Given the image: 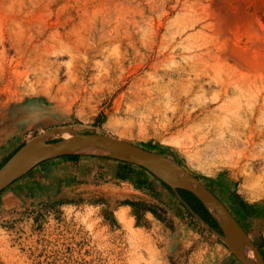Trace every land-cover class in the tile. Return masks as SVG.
Returning a JSON list of instances; mask_svg holds the SVG:
<instances>
[{
    "label": "rangeland",
    "instance_id": "374dc122",
    "mask_svg": "<svg viewBox=\"0 0 264 264\" xmlns=\"http://www.w3.org/2000/svg\"><path fill=\"white\" fill-rule=\"evenodd\" d=\"M1 1L0 165L71 130L131 141L197 176L264 258V58L251 69L231 52L264 35V0ZM31 38L22 54L10 46ZM18 57L24 75L8 83ZM52 161L0 191V264H243L185 191L143 166L115 177L94 162L57 181Z\"/></svg>",
    "mask_w": 264,
    "mask_h": 264
},
{
    "label": "water",
    "instance_id": "95a60500",
    "mask_svg": "<svg viewBox=\"0 0 264 264\" xmlns=\"http://www.w3.org/2000/svg\"><path fill=\"white\" fill-rule=\"evenodd\" d=\"M32 140H40L43 144L42 150L33 152L21 151L27 142L0 165V191L36 165L48 159L66 155H102L138 164L158 175L173 189L182 188L191 191L215 219L222 231L220 236L243 264H264V258L260 250L254 241L249 238L245 229L236 220L227 206L197 176L176 160L131 141L103 132L82 133L71 130L69 135L54 141L46 142L40 137L33 138ZM95 145L111 146L114 149L109 152H95L89 149L90 146ZM163 172H169L170 174L185 178L190 185L173 186L162 177ZM201 219L207 223L203 218ZM235 237L245 240L248 252H251L250 255L248 253V256H245L238 251L235 245Z\"/></svg>",
    "mask_w": 264,
    "mask_h": 264
},
{
    "label": "bare ground",
    "instance_id": "6f19581e",
    "mask_svg": "<svg viewBox=\"0 0 264 264\" xmlns=\"http://www.w3.org/2000/svg\"><path fill=\"white\" fill-rule=\"evenodd\" d=\"M1 1V0H0ZM182 1V0H181ZM220 1V0H218ZM2 2V1H1ZM223 2V1H222ZM184 3H185V0H184ZM191 3V2H190ZM181 4V3H180ZM221 4V3H220ZM207 6V5H206ZM210 6V5H209ZM220 6V5H219ZM218 6V7H219ZM3 7V6H2ZM1 7L0 5V21H1V17L4 16V12H3V8ZM212 7V5L210 6ZM221 7V6H220ZM167 15V14H166ZM3 19V18H2ZM5 21V19H4ZM227 21V20H226ZM229 22V21H227ZM226 22V24H227ZM222 24V23H221ZM230 24V23H229ZM1 25V24H0ZM47 26V25H46ZM225 26V25H224ZM45 27V26H44ZM49 27V26H48ZM43 29V27L41 28ZM40 29V30H41ZM38 30V29H36ZM46 30V29H45ZM44 32V31H43ZM35 34V33H34ZM47 34V33H46ZM50 34V33H49ZM52 34V33H51ZM56 34V33H55ZM33 35V34H32ZM38 35V34H36ZM53 36V35H52ZM44 37V36H43ZM38 38V36L36 37ZM45 38V37H44ZM32 39V42L31 44H26L27 46H20L18 43L16 42H11L10 43V46L16 50V52L18 54H22V52H26V50H28L29 48H32L35 46V43L33 42V38ZM47 39V37H46ZM235 39V38H234ZM256 40H258L259 42L257 43V45H253V46H243L242 43L240 45V43L238 42L237 38H236V41L233 45V48H232V55L233 56H236L238 57L240 60H242L244 63V65H246L247 68H251V69H255L257 67H259L260 65H262L263 63V58H264V55H263V52L261 50V42L260 41H263L264 40V35H258L257 37H255ZM20 42H22L20 40ZM27 43V42H26ZM23 44V43H22ZM35 48V47H34ZM33 48V50H34ZM46 48V47H45ZM37 49V47H36ZM7 50H8V47L6 46L4 40H0V57H3L5 59L6 58V54H7ZM32 51V50H31ZM31 51H28L29 53ZM35 51V50H34ZM34 51H33V54H34ZM156 51V50H155ZM36 53V52H35ZM158 54V53H157ZM160 54V53H159ZM31 56V54H29ZM35 55V54H34ZM37 55V54H36ZM156 55V53H155ZM14 56V55H12ZM24 57V56H23ZM29 56H27L28 58ZM157 56H155L156 58ZM20 57H18V59L14 62L13 59H9V63L6 65V67L8 68V71L11 72L10 73V76L8 78V83H14L16 82V78L19 77L20 75H24V70L22 71L21 69H18V64L19 62L21 63V59H19ZM31 58V57H30ZM235 58V57H234ZM237 58V59H238ZM2 59V58H1ZM25 59V58H24ZM29 59V58H28ZM27 59V60H28ZM31 60H33L31 58ZM29 61V60H28ZM4 62V61H3ZM33 62V61H32ZM6 64V62H5ZM28 64V63H27ZM33 64V63H32ZM35 64V63H34ZM22 65V64H21ZM4 66V65H3ZM31 67V66H30ZM28 69V68H27ZM2 71H4V68L2 67L1 68ZM30 70H28L29 72ZM33 71V69H32ZM31 72V71H30ZM36 72V71H35ZM3 73L0 74V76L2 75ZM25 74H26V70H25ZM39 74V73H38ZM2 79V76L0 77ZM27 79V78H26ZM11 92V91H10ZM215 96V95H214ZM175 140V139H174ZM180 142V141H179ZM178 143V141H177ZM218 147V146H217ZM221 147V146H220ZM43 148V144L40 140H32L30 142H28L21 151L23 152H33V151H37V150H42ZM90 150L92 151H95V152H109V151H112L114 148L111 147V146H101V145H95V146H90L89 147ZM219 150V148H216ZM225 149V148H224ZM227 151V150H226ZM217 152V151H216ZM231 154V153H229ZM162 177L168 182L170 183L171 185L173 186H189L190 184L188 183V180L185 179V178H182L180 176H177V175H173V174H170L169 172H163L162 173ZM119 217L124 221L125 225L129 228V229H132L131 228V219L128 217L127 213L125 211H120L118 213ZM235 245H236V248L238 249V251L245 255V256H248V253L249 255L251 254V252H248V249H247V245H246V242L243 238H239V237H235ZM253 255V254H252Z\"/></svg>",
    "mask_w": 264,
    "mask_h": 264
},
{
    "label": "crops",
    "instance_id": "0c3cea01",
    "mask_svg": "<svg viewBox=\"0 0 264 264\" xmlns=\"http://www.w3.org/2000/svg\"><path fill=\"white\" fill-rule=\"evenodd\" d=\"M75 157H56L52 158L50 160L52 161L48 168L50 171L57 172L58 178L56 180H64V181H71L74 178L83 177L86 175H93L96 172L97 167H91V163L94 162L99 164H104L105 167L102 169H108V176H117L122 177L126 175V164H131L129 162H125L118 159L113 158H106V157H97V156H91V155H71ZM98 164V165H99ZM141 168V167H140ZM60 178V179H59Z\"/></svg>",
    "mask_w": 264,
    "mask_h": 264
},
{
    "label": "trees",
    "instance_id": "16d2710c",
    "mask_svg": "<svg viewBox=\"0 0 264 264\" xmlns=\"http://www.w3.org/2000/svg\"><path fill=\"white\" fill-rule=\"evenodd\" d=\"M63 157H75V156H71V155H66V156H63ZM166 186H168V188H170L171 189V187L169 186V185H166ZM179 190H182V191H185L186 192V194H187V196L189 197V198H191L192 200H194L195 202H196V204H198L199 206H200V208H202V210H204V212L209 216L208 218L207 217H203L202 216V218L204 219V220H211V222L213 223V224H215V225H217V223H216V221H215V219L212 217V215L209 213V211L206 209V207L203 205V203L191 192V191H189V190H186V189H182V188H180Z\"/></svg>",
    "mask_w": 264,
    "mask_h": 264
},
{
    "label": "flooded vegetation",
    "instance_id": "af4514ba",
    "mask_svg": "<svg viewBox=\"0 0 264 264\" xmlns=\"http://www.w3.org/2000/svg\"><path fill=\"white\" fill-rule=\"evenodd\" d=\"M183 201H184L186 204H189V205H191V206H195V205H196V202H195L194 200H192L191 198H189L187 195L185 196V194H184Z\"/></svg>",
    "mask_w": 264,
    "mask_h": 264
}]
</instances>
